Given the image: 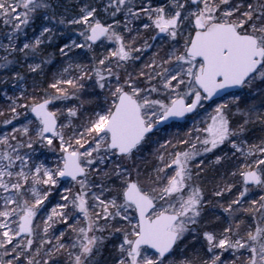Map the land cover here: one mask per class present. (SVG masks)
Returning a JSON list of instances; mask_svg holds the SVG:
<instances>
[{"label": "snow or ice", "instance_id": "obj_1", "mask_svg": "<svg viewBox=\"0 0 264 264\" xmlns=\"http://www.w3.org/2000/svg\"><path fill=\"white\" fill-rule=\"evenodd\" d=\"M0 24V264H264V0H0Z\"/></svg>", "mask_w": 264, "mask_h": 264}, {"label": "rangeland", "instance_id": "obj_2", "mask_svg": "<svg viewBox=\"0 0 264 264\" xmlns=\"http://www.w3.org/2000/svg\"><path fill=\"white\" fill-rule=\"evenodd\" d=\"M55 2V0H54ZM79 2L80 0H60V10L63 11V9L65 7L69 8V10H73L74 6L78 7L79 6ZM40 23L41 21L37 20L35 22V24L33 25V28L36 29V34H38L39 32V26H40ZM3 31H6V29H3V25L0 24V33H2ZM28 31V34L29 36H32L34 33H33V29L32 28H29L27 29ZM69 36H72L73 38H76L75 36V32L72 31L71 29H69V32L67 35L65 36H57V38L53 41L52 44H46L43 48V55L40 57V59H45V58H48L49 57V54H53L52 56V60H53V63L50 64V65H46L45 66V75H42L40 76L39 80L37 78L35 79H29V85H31L33 83V81H35L37 84L41 85L42 87L46 88L47 87V82L51 80L53 74L60 68L61 64V57L59 55V51H58V47L57 45L59 44H62L63 42H66L68 40V37ZM80 50H76V52H79ZM101 51V49H97V53H99ZM54 57V58H53ZM31 62V61H30ZM25 66V69L26 71L28 72V69H27V64H24ZM4 73H0V79H2L4 77ZM9 77L11 75V73L9 72L7 74ZM41 81V83H40ZM43 82V84H42ZM9 86H10V89L8 90L9 91V94H11V82L9 81ZM7 88L8 89V85H5V84H0V89H5ZM29 91L31 92L32 91V88L29 87ZM85 99H87V97H85ZM76 103H80V101H76ZM6 104H7V101H5L3 98H0V108H6ZM89 105L85 104V107H88ZM210 111V109H209ZM180 123H183L180 122ZM191 123V121H189V124ZM0 131H2V129H0ZM251 136L252 138H255V137H260V136H264V133H262L260 130H259V127L257 126V128L251 133ZM258 142V141H257ZM41 153H43V155H40ZM37 155L40 156V159L43 160V159H47L48 161H52L54 159L53 155L51 153H48L46 152L44 149H38L37 151ZM213 211H215L217 214H219V209H211L209 208L208 209V220L209 221H214V216L211 214ZM62 227V226H61ZM108 253L107 251H105V256H107Z\"/></svg>", "mask_w": 264, "mask_h": 264}, {"label": "trees", "instance_id": "obj_3", "mask_svg": "<svg viewBox=\"0 0 264 264\" xmlns=\"http://www.w3.org/2000/svg\"><path fill=\"white\" fill-rule=\"evenodd\" d=\"M54 58V57H53ZM16 71H19V72H21L23 75H25L26 77H27V81H28V83H29V79H35V78H37L38 80H39V78H40V76H35L34 74H32V73H30V72H27L26 71V69H25V66L23 65V66H20V67H17L16 68ZM40 83H41V81H40ZM42 84H43V82H42ZM5 85H8V90L10 89V86H9V84H5Z\"/></svg>", "mask_w": 264, "mask_h": 264}]
</instances>
